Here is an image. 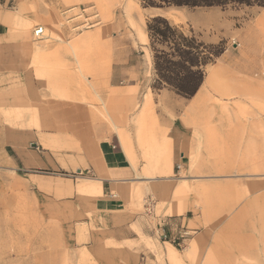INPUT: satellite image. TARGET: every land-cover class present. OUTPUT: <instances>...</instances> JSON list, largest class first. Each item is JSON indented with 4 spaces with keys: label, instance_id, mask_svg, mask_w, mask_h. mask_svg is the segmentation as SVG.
Wrapping results in <instances>:
<instances>
[{
    "label": "rangeland",
    "instance_id": "obj_1",
    "mask_svg": "<svg viewBox=\"0 0 264 264\" xmlns=\"http://www.w3.org/2000/svg\"><path fill=\"white\" fill-rule=\"evenodd\" d=\"M150 1L0 0V264H264V0ZM155 16L223 49L202 84L230 73L193 109L152 86ZM112 132L135 173L102 188Z\"/></svg>",
    "mask_w": 264,
    "mask_h": 264
},
{
    "label": "trees",
    "instance_id": "obj_2",
    "mask_svg": "<svg viewBox=\"0 0 264 264\" xmlns=\"http://www.w3.org/2000/svg\"><path fill=\"white\" fill-rule=\"evenodd\" d=\"M230 4L250 5L251 0H158L155 6L193 8ZM146 34L152 60V86L167 87L185 98L197 92L205 77V66L223 51L218 44L205 43L193 31H186L162 16L147 22Z\"/></svg>",
    "mask_w": 264,
    "mask_h": 264
},
{
    "label": "crops",
    "instance_id": "obj_3",
    "mask_svg": "<svg viewBox=\"0 0 264 264\" xmlns=\"http://www.w3.org/2000/svg\"><path fill=\"white\" fill-rule=\"evenodd\" d=\"M189 109H193V107L189 105ZM179 138H180L179 131H176L175 134L171 137L172 139L171 150H172L173 156L175 157L176 155L180 154L179 147H178ZM123 140L124 139L121 138V143H123ZM122 147L125 151L124 146ZM122 147L119 141V137L117 136V133L116 132L110 133L107 138V144L105 145L106 172L107 174H109V178H103V177L99 178L102 181V188H103V183L107 181L108 179H114L115 183H123L124 181H127L133 178L134 176L135 172L133 170V167L131 166V163L129 159L127 158L125 152L122 150ZM176 165H175V168H176ZM176 173H178L177 169H176ZM185 177L186 176H183L184 179H186ZM103 196L106 197V200L103 205L107 207L108 209L112 210L114 207L119 205L115 203L119 199L115 196H112V193L110 192V190L108 191V193H105ZM182 226H183V223L178 220L165 219L163 222V229L166 232H174L175 228H180Z\"/></svg>",
    "mask_w": 264,
    "mask_h": 264
},
{
    "label": "bare ground",
    "instance_id": "obj_4",
    "mask_svg": "<svg viewBox=\"0 0 264 264\" xmlns=\"http://www.w3.org/2000/svg\"><path fill=\"white\" fill-rule=\"evenodd\" d=\"M73 10V9H70ZM69 12L68 10L64 12L67 13ZM38 26V25H37ZM41 26V25H40ZM43 28V26H41ZM44 29V28H43ZM34 30V29H33ZM45 36V35H44ZM43 36V37H44ZM226 73H230L229 70L227 69L226 64H218L216 66H214L209 74L207 75V77L205 78V83L201 84V86L199 87L198 91L195 93V95L192 97L193 100L190 103L191 107H194L196 105H199L201 102H203L204 100L206 101V99H208V94H207V90H209V87H216L218 85H220L224 79V75ZM204 85V86H203ZM214 89V88H212ZM215 90V89H214ZM108 117V116H107ZM72 126V125H71ZM68 127V126H67ZM72 128V127H71ZM210 144V143H209ZM212 145V143H211ZM210 145V146H211ZM61 236V235H60Z\"/></svg>",
    "mask_w": 264,
    "mask_h": 264
},
{
    "label": "built area",
    "instance_id": "obj_5",
    "mask_svg": "<svg viewBox=\"0 0 264 264\" xmlns=\"http://www.w3.org/2000/svg\"><path fill=\"white\" fill-rule=\"evenodd\" d=\"M32 36L34 37L35 40H39V39L43 38L44 29L40 25L35 26V29L33 30ZM176 169H177V171L180 169V165L179 164L176 165ZM146 204H147V206H149L150 205V201L148 200L146 202ZM158 227H159L160 230H162L159 233V237L161 239H163L164 242L166 241V242H168L170 244H173V245H176V246H179V247H181L184 244L185 240L189 236V231H187L183 227L175 228L174 232H166L163 229V223H160L158 225Z\"/></svg>",
    "mask_w": 264,
    "mask_h": 264
},
{
    "label": "water",
    "instance_id": "obj_6",
    "mask_svg": "<svg viewBox=\"0 0 264 264\" xmlns=\"http://www.w3.org/2000/svg\"><path fill=\"white\" fill-rule=\"evenodd\" d=\"M30 146L35 147L36 146V143L35 142L30 143Z\"/></svg>",
    "mask_w": 264,
    "mask_h": 264
}]
</instances>
